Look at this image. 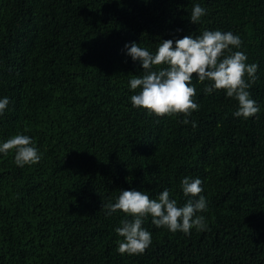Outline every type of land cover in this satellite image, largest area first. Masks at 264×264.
<instances>
[{
  "label": "trees",
  "instance_id": "1",
  "mask_svg": "<svg viewBox=\"0 0 264 264\" xmlns=\"http://www.w3.org/2000/svg\"><path fill=\"white\" fill-rule=\"evenodd\" d=\"M196 4L206 14L193 24ZM205 30L240 37L232 50L258 65L259 112L234 116L238 102L195 74V128L133 107L143 68L125 44L155 53ZM5 97L0 144L27 135L41 159L20 167L0 153V264H264V0H0ZM185 177L202 180L207 229L173 233L148 217L150 246L119 254L115 229L131 217L102 205L168 189L183 206Z\"/></svg>",
  "mask_w": 264,
  "mask_h": 264
},
{
  "label": "clouds",
  "instance_id": "2",
  "mask_svg": "<svg viewBox=\"0 0 264 264\" xmlns=\"http://www.w3.org/2000/svg\"><path fill=\"white\" fill-rule=\"evenodd\" d=\"M205 14V8L194 5L190 22L199 23ZM241 45L238 35L219 30H205L195 38L185 35L176 39L175 44L171 39L164 40L158 44L155 53L135 42L125 44L127 55L133 61H139L143 68L142 76H133L129 81L131 90L139 89L130 97L132 106L161 117L182 114L185 117L182 123H191L195 128L196 122L187 119L199 108L193 100L196 95L192 86L195 74L199 82H208L203 89L205 93L225 90L228 98L238 102L234 116L247 119L256 115L259 108L249 89L257 79L258 65L246 63L248 58L244 52L232 50L239 49ZM162 65L166 67H160ZM8 104L7 97L0 99V115ZM10 150H14V162L20 167L38 163L41 159L32 138L27 135H14L0 144V153L7 154ZM201 185L199 178L185 177L181 181L184 196L190 197L183 206H178L177 201L170 198L168 189L161 191L155 199L145 192L121 190L114 203L103 204L108 215L121 211L131 217L115 229L123 238L118 241L117 252L121 255L145 252L151 244V233L142 227L148 217L157 228L165 227L173 233L189 234L192 228L206 230V219L199 215L207 210L206 198L200 195L203 191Z\"/></svg>",
  "mask_w": 264,
  "mask_h": 264
}]
</instances>
